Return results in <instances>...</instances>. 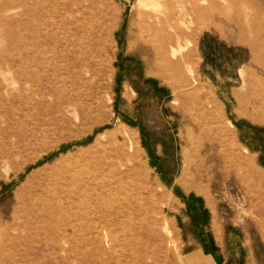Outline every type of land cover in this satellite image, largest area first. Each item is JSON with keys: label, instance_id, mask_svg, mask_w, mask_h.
Here are the masks:
<instances>
[{"label": "rangeland", "instance_id": "1", "mask_svg": "<svg viewBox=\"0 0 264 264\" xmlns=\"http://www.w3.org/2000/svg\"><path fill=\"white\" fill-rule=\"evenodd\" d=\"M160 3L0 0V264H264V0Z\"/></svg>", "mask_w": 264, "mask_h": 264}, {"label": "bare ground", "instance_id": "2", "mask_svg": "<svg viewBox=\"0 0 264 264\" xmlns=\"http://www.w3.org/2000/svg\"><path fill=\"white\" fill-rule=\"evenodd\" d=\"M139 3L140 6H144L152 11H157L158 7L161 5L160 0H139ZM177 51L179 50L175 49L174 54ZM40 77L43 78V82L38 83V86H36ZM14 81V91L11 92L6 99V104L9 108L16 99H18L23 105H42L48 101L47 94L54 92L49 82L50 78L30 69L29 73L20 70L16 71ZM36 96H38V98H36Z\"/></svg>", "mask_w": 264, "mask_h": 264}]
</instances>
